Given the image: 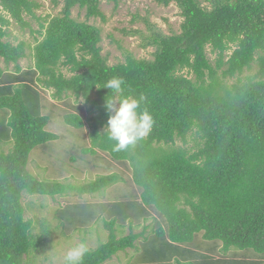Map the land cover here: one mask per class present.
Listing matches in <instances>:
<instances>
[{"label": "trees", "instance_id": "obj_1", "mask_svg": "<svg viewBox=\"0 0 264 264\" xmlns=\"http://www.w3.org/2000/svg\"><path fill=\"white\" fill-rule=\"evenodd\" d=\"M49 1L63 5L52 18L37 14L35 0H0V146L13 145L0 148V264L50 261V226L26 218V194L57 200L108 188L120 189L111 201L55 211L65 235H87L99 223L107 232L82 264H105L137 242L138 264H264V0H157L179 8L180 32L143 40L153 60L128 54L115 65L102 55L100 28L86 22L106 20L103 0ZM74 9L87 20L73 18ZM14 25L38 34L36 45L5 40ZM25 58L33 66L24 69ZM113 77L125 81L126 95L145 96L141 108L154 119L148 135L119 151L106 130L108 90L99 88ZM42 91L63 103L65 125L83 133L61 168L103 161L108 173L67 187L31 172L33 151L60 139L47 129L54 110L45 114Z\"/></svg>", "mask_w": 264, "mask_h": 264}, {"label": "rangeland", "instance_id": "obj_2", "mask_svg": "<svg viewBox=\"0 0 264 264\" xmlns=\"http://www.w3.org/2000/svg\"><path fill=\"white\" fill-rule=\"evenodd\" d=\"M204 6H207L209 0H200ZM35 2L41 5V8L37 11L39 16L51 18L60 14L63 9V5L55 7L49 0H35ZM101 11L105 16V21L101 18L90 19L86 21L87 17L85 12H80L74 9L72 17L81 22H88L100 28L102 32V55L108 60L110 65H115L125 60V56L130 54L137 59L153 60V53L155 48H144L143 40L150 36L152 32H162L164 35H170L174 32L179 33L183 18L181 12L175 4H171L169 7L159 5L157 0H118L116 4L113 0H103L101 3ZM32 29L39 30V24L32 21ZM10 35L5 39L7 41L17 44L20 41H25L28 45H36L35 38L38 34L31 33L30 30L21 31L17 26H13L10 29ZM40 38V37H39ZM209 52V58L214 65L215 55ZM20 65L26 69L28 66H33L31 59L25 58L20 61ZM2 68L5 66L1 63ZM257 66H254V70L248 74H255ZM67 74L66 71H63ZM186 74V72H183ZM69 75V74H68ZM220 75V72H219ZM46 97L45 114H50L51 109L54 110V116L51 124L48 126V131L60 136L58 141L51 144L49 149L45 152L42 148H37L31 155V165L29 166L31 172L36 175L38 179L58 181L67 187L77 186L81 187L84 183H90L97 176L108 173V170L100 169L105 165L103 161H97L94 164V168L84 163L74 164V170L62 169L63 159L67 156L66 150L71 143L81 144V137L83 133L80 131H74L69 128L63 122L61 113L65 110V106L62 102H54L51 99L50 92H43ZM73 102L74 98L71 99ZM82 100V99H81ZM79 100V101H81ZM54 105V107H53ZM85 135H88V131H84ZM49 144V145H50ZM195 145L193 137L189 138V143L186 146L191 148ZM177 146H183L182 142L178 141ZM4 146H0L3 148ZM13 145L4 147L5 153H8L12 149ZM119 166H114L111 170L119 171ZM123 191H126L127 186L120 185ZM120 189H107L102 193L94 196L79 195L76 192L71 193L70 196L58 197L57 200H53L50 197L44 196H24V205L27 209L26 218L35 219L47 223L50 226L51 234L47 245H51L53 248L51 253H48L49 262L45 264H64V256L67 251L84 242L87 244L89 251L96 249L101 241H105L107 232L103 230L102 224L94 225L90 227L87 235L81 232H75L70 235H65L63 229L58 221L55 219V211L58 208H63L67 205L84 203V202H106L111 201V197L114 199L115 195ZM105 192L104 197L102 196ZM34 202L37 206L36 209H31L28 205ZM152 225V222H148ZM34 233L38 235L41 232V225L35 224ZM43 231V230H42ZM129 232L128 227L123 228L119 236L127 235ZM136 232H140L137 230ZM99 242V243H98ZM138 249H128L126 252L119 253L111 261L105 264H138L137 257L138 251L141 249L142 242H137ZM41 264V263H40ZM173 264H176L173 262Z\"/></svg>", "mask_w": 264, "mask_h": 264}, {"label": "clouds", "instance_id": "obj_3", "mask_svg": "<svg viewBox=\"0 0 264 264\" xmlns=\"http://www.w3.org/2000/svg\"><path fill=\"white\" fill-rule=\"evenodd\" d=\"M124 85L122 78L113 77L99 87L108 90L104 98V107L109 113L106 130L109 138L115 141L114 148L117 151L148 135L154 124L152 113L147 108H141L145 96L126 95ZM88 251L87 244L80 242L67 251L64 264H82Z\"/></svg>", "mask_w": 264, "mask_h": 264}]
</instances>
